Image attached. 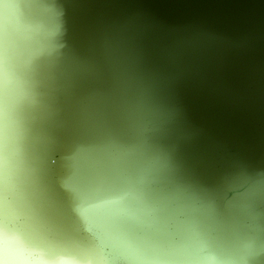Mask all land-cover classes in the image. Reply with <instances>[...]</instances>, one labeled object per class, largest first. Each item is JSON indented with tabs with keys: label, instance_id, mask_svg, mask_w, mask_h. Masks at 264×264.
Here are the masks:
<instances>
[{
	"label": "water",
	"instance_id": "95a60500",
	"mask_svg": "<svg viewBox=\"0 0 264 264\" xmlns=\"http://www.w3.org/2000/svg\"><path fill=\"white\" fill-rule=\"evenodd\" d=\"M87 1L0 0L33 80L32 118L21 127L37 154L31 178L58 228L44 221L43 241L81 264H103L95 241L80 237L78 215L129 264H192L184 225L203 255L205 245H224L223 264H264V0ZM3 85L2 97L16 89ZM177 122L192 123L178 131L186 142L171 145L182 161L165 155L166 129ZM47 135L62 146L63 188L47 168ZM70 144L87 159H75L77 178ZM230 199L236 215L227 212Z\"/></svg>",
	"mask_w": 264,
	"mask_h": 264
},
{
	"label": "rangeland",
	"instance_id": "374dc122",
	"mask_svg": "<svg viewBox=\"0 0 264 264\" xmlns=\"http://www.w3.org/2000/svg\"><path fill=\"white\" fill-rule=\"evenodd\" d=\"M20 4L19 2V7H22ZM60 16L66 19L68 18L67 13L60 14ZM7 18V14L4 12L0 14V87L4 86L3 83H5L6 86L10 87V85H13L16 89L9 94L2 93L5 97L0 96V264H81L79 258L71 259L65 255L60 245L55 241L47 243L42 239V223L44 221L45 223L52 224L55 231H57L58 228L55 215L52 214V211L48 214L45 211L52 210V203L44 198L43 191L36 186L34 180L31 178L32 175L30 171L33 168V160L37 157V154H31L29 150L31 142L24 129H22L21 124L23 125L24 123L23 119L29 120L32 118L30 115L32 112L27 103L29 99L27 91L31 97L33 80L29 78V71L26 65L21 61L19 53L16 51L17 39L15 38L17 32L12 28L9 18ZM46 30L47 29H45V31ZM21 36L23 35L21 34ZM24 39L27 40L25 37ZM84 54L86 59H91L92 54L89 49H86V53ZM77 55L81 56L79 52H77ZM91 61L93 64L96 63V61L92 59ZM18 71L25 76V79L21 78V74L20 77L18 76L19 78L17 75L14 76ZM93 86L99 89L101 85L100 82H95ZM184 124L180 123L179 125L178 122L176 124L173 123V125L166 129L165 135L170 141L175 143L173 144L170 142L169 144L168 142L165 144V155L168 158L176 157L175 159L179 161L183 159V153L181 151H176V147H178L176 142L182 141L181 143H183L186 142V139L185 135L184 138L181 137L178 131L182 129L184 130V134H186L187 130L189 132L191 129V127L188 128L189 125L186 124L192 123ZM137 128L138 134V132H140V127ZM47 137L51 140L54 151L53 162L49 163L47 168L60 187L63 188V182L60 177L62 146L56 139L48 135ZM76 144H79V140H77ZM171 145L176 147L173 148ZM16 151H18L19 154L18 160L14 158ZM68 156L69 173L72 178H77L78 169L75 159H83V161H81L82 163H86L87 159H84L82 151L78 153L72 148L71 144L69 145ZM186 175L189 177V173H186ZM196 176L186 183L189 187H192V182H196L194 181L195 178L197 180L199 177ZM194 194L195 191L192 192V195ZM189 201H191L190 198L187 199V204H189V206L185 208L187 212L192 211L191 202ZM195 212V216H201L197 209H195ZM18 215H24L26 219L18 222L16 219ZM77 221L80 237L88 236L95 241L101 251L103 264H129L123 255L113 246L112 242L103 231L87 223L78 215ZM204 227L209 230V223H204ZM186 229V226L181 225L179 230L180 239L190 247L192 246L196 249L192 264H217L218 247L217 250H214L205 245L203 247L207 248L209 253L207 255L199 253V250H201L199 248H201V246L195 243V237L187 232ZM247 239L246 233L243 232V242L250 245ZM27 246H29L28 250L30 251H33L32 249L39 250L40 256L31 261L26 255ZM252 256L253 255L250 253L249 257L251 258ZM165 258L170 259L171 256L165 255Z\"/></svg>",
	"mask_w": 264,
	"mask_h": 264
},
{
	"label": "bare ground",
	"instance_id": "6f19581e",
	"mask_svg": "<svg viewBox=\"0 0 264 264\" xmlns=\"http://www.w3.org/2000/svg\"><path fill=\"white\" fill-rule=\"evenodd\" d=\"M264 166L259 170V172L263 171ZM237 207L238 204L236 203V200L234 199H230L227 203V212L231 213V214H235L237 213ZM229 222L224 219L223 220V227H224V231L225 233H229L230 232V226H229ZM220 251V252H219ZM218 252L221 254L220 258L218 257V262L217 264H223V263H228V261L230 260L228 253H226L225 249H224V245H222L221 247H218Z\"/></svg>",
	"mask_w": 264,
	"mask_h": 264
}]
</instances>
